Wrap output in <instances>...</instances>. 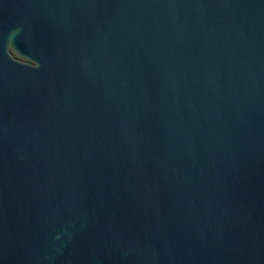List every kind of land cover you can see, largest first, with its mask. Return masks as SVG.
<instances>
[{
  "label": "water",
  "instance_id": "obj_1",
  "mask_svg": "<svg viewBox=\"0 0 264 264\" xmlns=\"http://www.w3.org/2000/svg\"><path fill=\"white\" fill-rule=\"evenodd\" d=\"M0 264H264V0H0Z\"/></svg>",
  "mask_w": 264,
  "mask_h": 264
}]
</instances>
